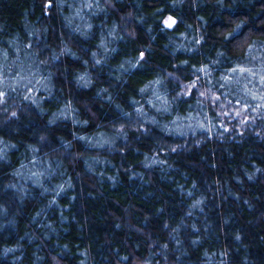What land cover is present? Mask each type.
Wrapping results in <instances>:
<instances>
[{"label":"trees","instance_id":"obj_1","mask_svg":"<svg viewBox=\"0 0 264 264\" xmlns=\"http://www.w3.org/2000/svg\"><path fill=\"white\" fill-rule=\"evenodd\" d=\"M0 264H264V0H0Z\"/></svg>","mask_w":264,"mask_h":264},{"label":"rangeland","instance_id":"obj_2","mask_svg":"<svg viewBox=\"0 0 264 264\" xmlns=\"http://www.w3.org/2000/svg\"><path fill=\"white\" fill-rule=\"evenodd\" d=\"M168 21H170V19Z\"/></svg>","mask_w":264,"mask_h":264}]
</instances>
